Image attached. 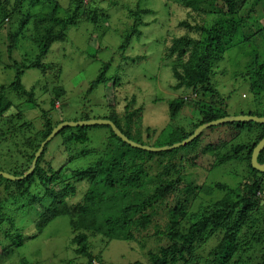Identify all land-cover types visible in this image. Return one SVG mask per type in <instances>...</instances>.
I'll return each instance as SVG.
<instances>
[{"label":"trees","instance_id":"1","mask_svg":"<svg viewBox=\"0 0 264 264\" xmlns=\"http://www.w3.org/2000/svg\"><path fill=\"white\" fill-rule=\"evenodd\" d=\"M175 1L180 3L185 12V19L179 25L184 26L186 31L183 34L173 33L170 40L165 35L157 40L162 52L167 54L164 62L170 68L168 73L171 72L170 88L183 90V93L194 91L198 97H207L210 101H197L199 111L188 120V126L172 129L168 144L174 145L187 139L201 124L230 115L225 105L227 94L217 84L228 79L230 69L224 62L225 55L234 45L250 44V50L256 52L245 67L234 73L235 82L241 78L248 83L249 92L258 104L242 114L263 117L264 0H213L211 4L208 0ZM205 5L209 8L203 7ZM33 6H40L41 9L37 11ZM99 8L103 6L97 0H70L67 9L62 7L59 0H0V30L8 31L9 63L5 67L15 72L10 87L0 85V148L3 149L8 141L12 142L14 157L20 161L18 166L11 168L15 176H23L30 169L42 143L64 121L109 119L130 140L141 145H153L143 135L147 129L155 133L157 129L143 127L145 104L144 99H139L137 95H132L124 105L116 103V99L114 103L109 101L107 105L111 110L107 113L100 112L97 116L86 112L90 105L86 102L89 100L88 93L95 90L100 82L107 81L106 73L112 59L105 62L85 97L77 101L70 98L68 86L59 79L54 80V83L48 79L42 91L37 88L29 91L22 83V75L28 69L43 72L53 70V65L48 66L49 63L45 62L52 44L64 38L65 34L68 35L69 28L83 21H99L103 11ZM141 14L139 10L136 11L135 18L142 19ZM12 20L16 21V25L11 26ZM148 24L145 20H137L130 37L121 39L117 53L113 54L119 57L118 75L124 71L126 63L137 64L148 57L145 55L147 52L144 54L141 51L134 55L126 50L132 38L141 40L144 33L140 26ZM27 31L32 36H28ZM21 35L29 39L19 46ZM258 35L263 47L260 50L254 46L255 42L251 44ZM29 40L34 43L30 51L39 50L35 55L33 52L32 56L30 51L21 50L23 46L29 45ZM15 48L22 53L15 56ZM0 63L4 65L1 57ZM118 75L114 84L116 87L122 82ZM10 88L21 96H27L28 102L34 104L32 107L37 108L41 116L28 117L29 111L25 109L8 116L13 106L8 91ZM198 97L188 99L177 96L170 101L171 120L176 118L185 104ZM157 100L154 99L155 102ZM59 101L63 111L64 107L74 106L67 118H63L64 112L61 119L49 114V109L57 110ZM139 101L141 105L137 106ZM39 117L44 124L43 131H37L35 126L40 121ZM98 127L108 129L109 139L100 146H92L90 130ZM208 128L212 131L211 140L205 144H198L203 131L192 141L177 148L153 151L132 146L107 124L64 126L54 137L61 136L63 144L60 148L53 145L54 138L46 142L33 172L21 180L0 175V189L3 187L6 194L0 201V215L2 212L5 214L6 209L9 210L3 238H11L12 245L20 248L27 241L42 235L54 220L67 217L74 235L68 237L67 247L73 248L74 256L84 259L81 264H119L107 263L102 258V251L96 255L94 249L97 247H93L92 238L100 237L106 246L115 239L142 241V245L144 241H140V238L149 234L152 228L153 236L158 240L165 237L166 242L157 249L148 250L146 262L134 260L130 264H264V172L254 168L251 162L254 148L264 138V123L232 121ZM231 142L235 143L220 156L222 149ZM197 145L201 147L199 151L190 150ZM21 146L25 148L24 153L20 151ZM183 148H188L192 153L187 158L192 159L194 165L203 166L207 173L230 161L245 160L249 172L242 185L243 193L230 189L220 201L201 205L190 215L189 208L198 200L200 191L213 193L215 188L227 189L228 186L218 183L213 187L188 182L182 173L186 155L179 153ZM89 155L95 157L86 160V163L80 162L81 157ZM177 157L179 160H176ZM258 160L264 163V149ZM3 168L0 169L5 171ZM84 184L85 189L79 191ZM23 197L29 200V207L23 206V203H14L9 207L10 200L17 201ZM34 205H37V218L32 215L27 222H34L36 229L32 230V234L24 233L26 228L16 226L14 216L22 207V213L31 212ZM164 212L167 219L165 229L158 223V218ZM223 229L225 234L209 257L197 252L215 231ZM1 238L0 235V241ZM4 251L0 255H5L7 249ZM24 263L29 262L24 259Z\"/></svg>","mask_w":264,"mask_h":264},{"label":"rangeland","instance_id":"2","mask_svg":"<svg viewBox=\"0 0 264 264\" xmlns=\"http://www.w3.org/2000/svg\"><path fill=\"white\" fill-rule=\"evenodd\" d=\"M69 1L70 0H59L62 7L65 9H67ZM87 1L88 0H86V2ZM211 1L213 0H208L210 4ZM97 3L103 6V8H99V10L102 9L104 11L101 12L99 21L94 22L89 20L87 22L86 20V22L83 21L78 26L69 28L67 32L68 35L65 34L64 38L54 42L51 46V51L45 58V62L49 63L48 66L53 65V70L43 72L39 69H28L22 75L23 85L26 86V89L29 91L36 88V90L42 91L48 79H52L53 83L55 82L54 80L59 79L68 86V92L71 93L70 98L77 101L78 98L82 99L85 97L91 82L96 80L105 62L112 59V64L106 73L107 81L100 82L95 90L88 93L89 100L86 102L90 105L87 106L89 110L86 112L98 116L100 112L107 113L111 110V107L107 105L109 101L114 103L116 99V103L124 105L130 100L132 95H137L139 99H144L143 102L145 104V110H143V127L151 126L157 129L156 133L154 130H145L143 137L147 139L150 144H153L151 145L153 147L172 146L168 144L172 129L175 127L181 128L190 124L188 120L199 111L197 104L199 99L202 101H204V99L208 102L210 101L207 97H198L196 95L197 93L194 91L192 93L191 91L183 93V90L176 91L170 88V86H172L170 85L172 84V78L170 77L171 72L168 73L170 68L168 64L164 62V57H166L167 54L162 52L157 40L164 35L170 40L173 33L183 34L186 31L184 26L179 25V22L185 17L182 6L175 0H97ZM203 7L208 6L205 5ZM33 8L37 9V11L41 9L40 6H33ZM138 10L142 12V19L135 18V12ZM60 15L63 16L64 13H60ZM136 19L139 21L145 20L149 24L148 26H140V29L144 33L141 40L132 38L131 44L126 50L127 53H132L134 55L141 51L144 54L147 52L145 55L148 57L137 64H133L132 62L126 63V65H124V71L118 75L117 65L119 63V57L117 54L115 56L113 54L117 53V46L120 45L121 39L125 36L130 37L132 27L137 22ZM15 22V20H12L11 26L16 25L14 24ZM7 35V29L0 30V57L4 61V65H0V85L6 84L7 87H10L14 81L15 72L14 69L10 71L5 67L6 64L9 63ZM27 35L32 36L29 31H27ZM28 36H20L18 40L19 46L29 39ZM254 42V46L259 50L263 48L260 43L259 35L252 40L251 44ZM28 44L29 45H25L21 48V50H23L22 52L30 51L34 47L32 40H29ZM37 51L39 50L30 51L31 56L33 52V55H35ZM22 52H18L16 48L14 49L15 56ZM255 53L254 50H250V44L234 45V47H231V49L226 52V60L224 62L230 69L228 79L217 85H219L220 90L224 94H227L225 105L230 115H241L242 113L254 109L258 105L249 92L248 83L244 82L241 78L236 79L238 83L234 81L235 71L245 67L246 63L253 58ZM162 54H164V56ZM120 61L122 60L120 59ZM117 75L120 76L122 82L120 81L116 87L114 84L116 83ZM153 75L155 77H153ZM215 79H218V75ZM8 91L13 101V106L7 113L8 116L15 115L18 113V110L24 109L29 111L28 117H33V115L41 116V112H38L37 108L32 107L34 104L28 102L27 96H21L13 89L11 90V88L8 89ZM177 96H185L188 99L198 98L185 104L181 112H179L172 121L169 115V102ZM155 98L159 100L155 102ZM140 103L141 101L136 105H141ZM60 106L61 102L59 101L56 105V111L49 109L50 116L53 114L56 116L55 118L59 117L61 119V115L64 112L65 116L63 118H67L70 115V111L74 108V106L69 105L68 107H64L63 111ZM46 108H48V106ZM39 120L40 121L35 123L36 129L37 131H43L44 124L42 123V118L39 117ZM94 129L95 130L92 131L90 130L89 134L91 136V145L100 146L105 143L106 139H109L107 136L108 129H104L103 127ZM208 129L209 128H205L203 130V137L198 144H205L211 140L212 131L210 132ZM202 132L200 134H202ZM62 141L63 138L58 136L53 139L52 143L60 148V145L63 144ZM234 143L235 142H231L228 144V147H224L220 156L224 155ZM3 146V149L2 147L0 148V168L5 167L3 168L5 172L15 175L12 173L15 171L11 168L18 166L20 161L14 157V149L11 148V146H13L12 142L8 141V144ZM184 149L185 148L181 149L179 153L181 155H186L187 160L185 159V167L182 173L188 182L196 183L195 185L213 187L218 183L228 186L227 189L215 188L213 193L200 191L198 193V200L194 201L189 208L190 215L195 213L201 205L207 206L208 204L220 201L230 189H236L242 192V185L247 180L249 172L245 160H242V162L235 160L230 161L207 173L203 166H196L192 159L187 158L190 154V150L197 152L201 147L197 145L193 148L191 147L190 150L188 148ZM20 151L24 153L25 148L21 146ZM191 155L192 153L188 157ZM18 156L17 153V158ZM204 156L205 155H202V157ZM94 157L95 155L81 157L80 162L86 163V160ZM176 160H179V157H177ZM213 160L214 157L211 155V161ZM195 161L199 162L198 160ZM81 187L79 191L82 192L86 185L84 184ZM5 195L3 187H1L0 201L3 200ZM233 197H235V195H233ZM14 203H23V206L29 207V200L25 197L17 201L10 200L9 207L11 208ZM32 209L31 212L22 213L24 210L22 207L14 216L16 219V226L21 229L26 228L27 231L23 230L24 233L32 234L35 231L34 229H36V224L34 222H27L32 215L37 218V205H34ZM8 211L9 210L6 209L5 214H2L4 213L2 212L0 215V221H2L0 224V235L2 237L0 241V254H4V250L7 249L5 255H0V264H26L24 263V259L29 262L27 264H81L84 261L82 257L74 256L72 247H67L68 237H71V234L73 235L69 218L61 217L54 220V223L49 225L42 235L36 239L27 241L24 246L17 248L12 245L11 238H3L4 228H6L7 225L6 220L9 217L7 214ZM166 221V212H164L163 215L158 218V223L165 229ZM153 233L154 229L152 228L149 234H144V236L140 238V241H144L142 245V241L139 243L115 239L106 246L103 241H101L100 237L92 238L91 240L93 247H97L94 249L96 251L95 254L98 255L100 254L99 252L102 251V258L107 263L116 262L119 264H130L134 260L146 262L148 250L157 249L161 244L166 242V240H164L165 237L158 240L153 236ZM224 234V229L215 231L197 252L203 256L207 255V257H209V253L216 247Z\"/></svg>","mask_w":264,"mask_h":264},{"label":"water","instance_id":"3","mask_svg":"<svg viewBox=\"0 0 264 264\" xmlns=\"http://www.w3.org/2000/svg\"><path fill=\"white\" fill-rule=\"evenodd\" d=\"M232 121H256V122H261L264 123V116H256V115H234V116H226L214 121H210L204 124H201L196 130L195 132L188 137L187 139L175 143L172 146H166V147H151L148 145H141L133 140H130L118 127L117 125L109 120V119H90V120H82V121H64L62 123H60L57 127H55L52 131V133L49 135V137L42 143L40 149L38 150L33 163L30 167V169L23 175V176H15L12 175L10 173H7L5 171L0 170V175L9 178V179H13V180H21L23 178H25L27 175H29L31 172H33L36 162L38 160L39 155L41 154L43 147L45 145L46 142L50 141L64 126H89V125H110L112 126L113 130L115 131V133L121 137L124 141H126L127 143L131 144L132 146L135 147H140L143 149H148V150H153V151H161V150H166V149H173V148H177L181 145H184L190 141H192L194 138H196L205 128H208L210 126L213 125H218V124H222L225 122H232ZM264 149V138L258 143V145L254 148L253 154H252V165L254 168H256L259 171L264 172V163H260L258 158H259V154L261 153V151Z\"/></svg>","mask_w":264,"mask_h":264},{"label":"clouds","instance_id":"4","mask_svg":"<svg viewBox=\"0 0 264 264\" xmlns=\"http://www.w3.org/2000/svg\"><path fill=\"white\" fill-rule=\"evenodd\" d=\"M243 115H248V114H243ZM228 116H234V115H228ZM78 126H79V125H78ZM57 134H58V133H57ZM57 134H56V135H57ZM56 135H55V136H56ZM55 136H54V137H55ZM48 137H49V136H48ZM48 137H47V138H48ZM54 137H53V138H54ZM53 138H52V139H53ZM52 139H51V140H52ZM151 147H153V146H151Z\"/></svg>","mask_w":264,"mask_h":264}]
</instances>
